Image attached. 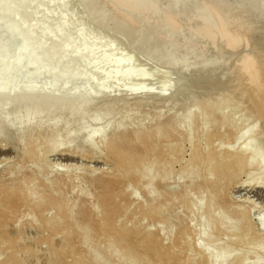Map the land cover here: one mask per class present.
I'll return each instance as SVG.
<instances>
[{
	"label": "bare ground",
	"instance_id": "1",
	"mask_svg": "<svg viewBox=\"0 0 264 264\" xmlns=\"http://www.w3.org/2000/svg\"><path fill=\"white\" fill-rule=\"evenodd\" d=\"M7 35L14 38L0 50V264H107L110 253L89 251L113 242L151 264H215L214 252L199 246L201 229L175 220L169 242L150 228L174 215L171 206L189 203L185 187L204 191L212 212L232 220H210L236 250L222 264H244L249 246L264 259V221L260 229L250 218L254 204L228 193L264 189V0H0V41ZM141 102L152 107L150 120L109 122L116 108L139 110ZM238 104L253 117L249 132L224 110ZM28 107L35 111L23 115ZM51 107L64 118L46 126ZM90 112L108 118L85 133ZM189 117L190 136L175 121ZM50 157L112 167L68 173ZM248 169L256 181L242 178ZM178 174L186 186L170 188ZM81 182L90 196L78 191Z\"/></svg>",
	"mask_w": 264,
	"mask_h": 264
},
{
	"label": "rangeland",
	"instance_id": "2",
	"mask_svg": "<svg viewBox=\"0 0 264 264\" xmlns=\"http://www.w3.org/2000/svg\"><path fill=\"white\" fill-rule=\"evenodd\" d=\"M14 37H12V36H10V35H7V36H2L1 37V41H0V50L1 49H4L5 48V45H6V43L10 40V39H13ZM19 40V39H18ZM5 68V66L4 65H1V67H0V69H4ZM188 91H187V93L189 94L190 92V90H191V92H193L194 93V88L193 87H191V89H187ZM186 91V90H185ZM2 93H4L5 94V92H4V90H3V92ZM187 93L186 92H184L183 93V97L187 100L188 98H189V96L191 95V97L192 96H194L193 95V93H191L189 96L187 95ZM185 94V95H184ZM186 95H187V97H186ZM6 96V95H5ZM196 97V96H195ZM195 97H194V99H195ZM198 98H199V101L200 102H202L201 100H202V96H201V94H199V95H197V97H196V103H197V105L199 104L198 102ZM11 100H12V103L14 104V102H15V99L16 98H10ZM184 99V101L186 102V100ZM181 100H183V99H180L179 101H177V105H179V103L178 102H180V104H182V102H184V101H181ZM194 100V101H195ZM141 104V106H142V110H141V106L138 108L139 110H137V109H127V110H121V111H118L119 109H117L116 108V110H114V112H115V114L113 115V117H109V122H111V124H112V122L113 123H121V122H118V120L119 121H123V120H127V122L128 121H130V120H132V122L131 123H143V122H146V121H148V120H150L151 118L150 117H152L151 115H152V112H150V111H152V107L149 105V103H147V105L149 106H147V105H145L146 104V102H141L140 103ZM201 104V103H200ZM69 105V104H68ZM240 105V106H239ZM13 106V105H12ZM40 104L36 107V113H38L41 109H42V105L40 106ZM144 106H145V108H144ZM38 107H39V111H38ZM231 107V108H230ZM144 108V109H143ZM165 109L167 108V106H165L164 107ZM163 106H162V108H160L162 111H163ZM10 109H12L11 107H10ZM23 109V108H22ZM27 110H23V115H28V114H32V112H34L35 110L34 109H30L29 107L28 108H26ZM29 109V110H28ZM93 109V108H92ZM165 109H164V111H165ZM174 109V108H173ZM172 109V110H173ZM228 109V110H227ZM48 111L49 110H51V111H49V112H47L46 114V116L41 120L42 121V123L43 124H45L46 126H49L51 123H54V122H57V121H59V119L61 120L62 118H64L62 115V113H63V111H61L62 110V108L59 110L58 109V111H56L57 110V108H56V110L55 109H53V107H51V108H49V109H47ZM64 110H66V109H64ZM141 110V111H140ZM144 110V111H143ZM167 110V109H166ZM227 113H228V115H231V118H237V120H242V119H244V124H245V126H248L247 127V131L249 132V129L251 128V126L254 124L253 123V117L250 115V114H248V112L243 108V105H241V104H238V105H233V106H229V108L227 107V108H225L224 109ZM26 111H29V112H26ZM147 111V112H146ZM60 114H59V113ZM120 113V114H118V113ZM142 112V113H141ZM180 111H174V113H175V115L177 114V113H179ZM92 114V115H91ZM11 115H13V112H11L10 110H9V117L11 116ZM118 115H120V117L118 116ZM123 115V117L121 118V116ZM92 117V118H91ZM119 119H118V118ZM11 118V117H10ZM9 118V119H10ZM108 118V116L106 117V115L103 113V112H100L99 114L98 113H93V112H90V114L87 116V118H85L84 120H82L81 121V131H83V132H85V133H87V132H89V131H91V128L93 129L97 124L99 125L100 123H103L106 119ZM110 118H112V119H110ZM150 118V119H149ZM230 118V119H231ZM88 119V120H87ZM191 119L192 118H187V119H185V120H183L184 121V123L182 122V119H179V118H177L175 121H177V124L178 125H180V126H183V128H185L187 131H188V135L190 136L193 132H195L194 130V127H193V123H192V121H191ZM230 119L228 118V120L230 121ZM56 120V121H55ZM112 120V121H111ZM115 120V121H114ZM45 121V122H44ZM102 121V122H101ZM108 122V123H109ZM89 123V124H88ZM253 123V124H252ZM232 124V123H231ZM248 124V125H247ZM71 126H72V124H71V122L70 121H68V120H66V122H65V132H68V131H70L71 130ZM238 126V125H237ZM250 127V128H249ZM194 129V130H193ZM185 130V131H186ZM191 130V131H190ZM193 130V131H192ZM186 131V132H187ZM245 131V130H244ZM190 132H192V133H190ZM247 132V133H248ZM190 133V134H189ZM246 133V131H245V133L243 132V134L244 135H246L247 134ZM187 145H186V148H187V151L185 152V160H187V159H189V157H190V152L189 151H191V146H190V144H189V142L188 143H186ZM189 149V150H188ZM189 155H188V154ZM58 161H60V160H58V158L57 157H55V158H53V157H50L49 158V160H48V163H50V164H52L53 163V165L54 164H60L61 163V161L58 163ZM52 162V163H51ZM56 165H54V166H56ZM61 167H62V170L64 171V170H66V172H68V169H70L69 170V172L68 173H72L71 172V169L73 168L74 170L75 169H78V166L79 167H85L86 168V166H89V167H92V168H96V170L98 169V168H100V169H105V170H110L111 169V165L110 164H107V165H105L104 163H91V164H87L86 162H81V161H78V162H76V161H72V162H68L67 164L65 163V162H62L61 163ZM81 165H83V166H81ZM63 166H65V168H63ZM68 167V169H66L67 167ZM69 166H70V168H69ZM73 166V167H72ZM77 167V168H76ZM83 167V168H84ZM81 168H79L80 170H81ZM82 168V169H83ZM176 168V167H175ZM74 170H72L73 172H74ZM80 170H75V172L77 171H79L80 172ZM247 171H248V174H247ZM76 172V173H77ZM78 172V173H79ZM254 172H252V174H249V169L248 170H246V172L244 173V177H242L244 180L247 178H249V177H252L250 180H254L255 178H256V175L255 174H253ZM243 176V175H242ZM180 177H181V179H180ZM173 178H171V179H168L167 180V183L169 184V180H170V182H172V183H170L169 184V186L170 185H172V187H180V186H186V183L185 182H183V181H185L186 180V177H182V176H180V174H178V175H174V179L172 180ZM184 179V180H183ZM172 180V181H171ZM179 180V182L181 181V183H177V181ZM254 181H256V179L254 180ZM183 182V183H182ZM176 184V185H175ZM180 186H179V185ZM183 184V185H182ZM174 185V186H173ZM84 188V189H83ZM128 188H130L131 189V197H133L134 199H136V200H139L140 199V201L142 202L143 201V203L145 202V196H144V193H142L141 192V189H137V188H134V187H131V186H129ZM170 188H171V186H170ZM185 193H184V191L182 190V192H183V196L185 197L186 195V197H187V201H189V203H190V205H189V203L188 204H185L184 206L182 205V204H178L177 206H171L170 207V209H175L174 210V215L172 214V215H169V219L164 223V222H156V225H151L150 224V228H152V227H159V231H160V233L161 234H163L164 235V237H165V239H167V240H171V237H172V234H173V231H174V228H175V224H176V222H177V220L178 219H180L182 222H184L185 221V223L187 222L188 223V226H190L191 228H193V229H195V230H199V229H201V233H200V238L198 239V243H199V246L201 247V248H206V251H207V248L213 253L212 254V259L213 260H215L214 262H215V264H220L219 262H221V260L223 259L222 257H224V254H228L229 253V255L233 252V251H236L233 247L231 248V246L229 245V243H227V236L226 235H224V236H222V237H218L217 236V234H215L214 233V230L212 229V227H213V224H212V222H214V220H215V218H218L219 219V221L221 222V225L222 226H224L223 224H225V226H228L229 224L230 225H232L231 224V222H232V220H231V218H229L230 216H228V215H224L223 213H221L220 211H218V210H216V209H213V212H212V205H210V202L208 201V198H207V196H205V192L203 191V192H201V193H194L193 191H190V190H188V188H186L185 187ZM188 190V191H187ZM78 191L79 192H83L84 194H87V196H90L89 194H90V191H89V189L86 187V185L85 184H83L82 182H81V184H80V189H78ZM187 191V192H186ZM145 192V191H144ZM150 192V189L148 190H146V193H149ZM188 193V194H187ZM228 193H230V197L232 196V198H233V200L235 201V202H238V200L239 201H250L251 202V204H254V205H251V207H252V209H251V213H250V218H251V220H252V222H254L256 225H260V223H261V221L263 220L264 221V189H253V190H249V189H240V190H237V189H230V191L228 192ZM141 196H140V195ZM151 194H154L155 195V192L153 191L152 193H150V195ZM185 194V195H184ZM190 194V195H189ZM143 196V197H142ZM190 196V197H189ZM185 197V198H186ZM207 199H206V198ZM189 198V199H188ZM194 200V201H193ZM196 201V202H195ZM94 205V204H93ZM206 205L208 206V209H207V207H206ZM257 205V206H256ZM254 206V207H253ZM204 208H206L205 209V211H204ZM96 209V208H95ZM183 209V210H182ZM190 209V211H188ZM193 209V210H192ZM263 209V210H262ZM202 210H203V212H202ZM206 210H208V212L206 211ZM182 211V212H181ZM183 211H184V213H183ZM211 211V212H210ZM175 214L177 215V216H175ZM180 214V215H179ZM196 214V215H195ZM210 214V215H209ZM223 214V215H222ZM173 216V217H172ZM180 216V217H179ZM212 216V217H211ZM174 217H176V218H174ZM173 218V219H172ZM209 218V219H208ZM213 218H214V220H213ZM224 218V219H223ZM184 219V220H183ZM221 219V220H220ZM230 219V220H229ZM173 220V221H172ZM175 220H176V222H175ZM212 222H211V221ZM223 220V221H222ZM170 221L172 222V223H170ZM142 222H145V219H143V221ZM175 222V223H174ZM226 222V223H225ZM173 223H174V225H173ZM186 223V224H187ZM228 223V224H227ZM230 225H229V227H230ZM170 226H171V228H170ZM172 227H173V229H172ZM260 227V226H259ZM162 228H164V229H162ZM168 228H170V229H168ZM260 229H261V227H260ZM213 230V231H212ZM167 231V232H166ZM203 232V233H202ZM257 234H263V231H258V229L256 228V231H255ZM167 233V234H166ZM169 234V235H168ZM196 238H198V237H196ZM223 238V239H222ZM170 240H169V242H170ZM207 240H209V241H207ZM214 240V241H213ZM213 242H217V243H215L216 245H214V243ZM117 243V242H116ZM124 243V244H123ZM126 242H120L119 244L117 243V244H115V242H113L111 245H112V247H109V246H104V244L103 243H101V244H99V249H94V250H91V251H89L90 252V254H91V256L93 257H96V258H103V257H105V255L102 253V252H106L105 254H108V253H110V255H112V258H113V261L112 262H107V264H151V263H148V261H149V259H148V256H147V261H146V259L144 258L145 257V255L143 254L142 256H144L143 258L145 259H143V258H141V254H139V253H137V255H134V253L136 254V252H134V253H132L131 254V252H133V251H131L130 250V247H129V245H127V244H125ZM221 243H223L222 245H221ZM113 244H115V245H113ZM121 244H122V246H121ZM217 244H219V245H217ZM116 245H117V247H118V249L119 250H117V248H116ZM126 245L129 247V249H127V247H126ZM227 245H229V246H227ZM42 246H44V244H42ZM217 246H219V247H217ZM116 249H115V248ZM120 247H125L124 249H122L123 251H124V253L126 254L127 253V251H126V249L128 250V254L131 256V257H127V256H129L128 254L127 255H124L123 254V251L120 249ZM255 247V246H254ZM253 247V248H254ZM251 248V249H250ZM251 246H249V247H247V249H245L246 250V254H245V256H244V258H245V260L243 261V263L244 264H264V259L262 260V253H259V251L258 250H255V249H253ZM232 249H234V250H232ZM131 252H130V251ZM213 250V251H212ZM231 250V251H230ZM121 251V252H120ZM223 256H222V255ZM232 254H235V252L234 253H232ZM231 254V255H232ZM134 255V256H133ZM140 255V256H139ZM220 255V256H219ZM230 255V256H231ZM136 256V257H135ZM139 256V257H138ZM234 255H232L231 257H233ZM2 257H3V253L2 254H0V259H2ZM44 257V256H43ZM42 257V258H43ZM230 257V258H231ZM42 258H41V260H40V262L41 261H43L42 260ZM221 258V259H220ZM43 259H45V257L43 258ZM35 260H37V258L35 259ZM35 260H33V261H35ZM1 261V260H0ZM33 261H31L33 264H36L37 263V261H35V262H33ZM217 261H218V263H217ZM71 262H74L73 260H71ZM31 263V264H32ZM72 264H74V263H72ZM221 264H222V262H221Z\"/></svg>",
	"mask_w": 264,
	"mask_h": 264
},
{
	"label": "water",
	"instance_id": "3",
	"mask_svg": "<svg viewBox=\"0 0 264 264\" xmlns=\"http://www.w3.org/2000/svg\"><path fill=\"white\" fill-rule=\"evenodd\" d=\"M3 27H6V28H7V27H9V26H7V25L5 26V25H4ZM7 29H9V28H7ZM1 31H2V30H1ZM132 69H134V68H132Z\"/></svg>",
	"mask_w": 264,
	"mask_h": 264
}]
</instances>
